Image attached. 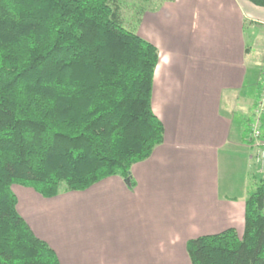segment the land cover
<instances>
[{"label":"crops","instance_id":"0c3cea01","mask_svg":"<svg viewBox=\"0 0 264 264\" xmlns=\"http://www.w3.org/2000/svg\"><path fill=\"white\" fill-rule=\"evenodd\" d=\"M137 34L158 51L151 108L162 142L127 176L83 190L44 197L11 185L17 212L60 264H180L189 239L242 233L256 170L243 123L262 83L264 7L169 0L143 11Z\"/></svg>","mask_w":264,"mask_h":264},{"label":"trees","instance_id":"16d2710c","mask_svg":"<svg viewBox=\"0 0 264 264\" xmlns=\"http://www.w3.org/2000/svg\"><path fill=\"white\" fill-rule=\"evenodd\" d=\"M157 61V48L122 25L115 0H0V264H60L17 212L11 185L44 197L83 190L127 176L162 142L151 108ZM186 252L190 264H264L257 165L241 235L191 238Z\"/></svg>","mask_w":264,"mask_h":264},{"label":"rangeland","instance_id":"374dc122","mask_svg":"<svg viewBox=\"0 0 264 264\" xmlns=\"http://www.w3.org/2000/svg\"><path fill=\"white\" fill-rule=\"evenodd\" d=\"M117 5L120 8V15L122 20V25L135 33H137V28L139 25L140 17L143 11L157 7L158 5H162L164 2H168L169 0H115ZM264 63L262 67V83L261 88L259 86L258 96L255 101L254 112L251 116V120L249 122V132L253 128H257L260 130L261 137V129L263 131L264 136ZM259 137V139H261ZM261 141V140H260ZM262 142V141H261ZM263 143V142H262ZM263 147V146H262ZM264 148V147H263ZM253 154V151H252ZM254 160V159H253ZM259 170L262 172L264 177V164L261 166L259 163H255ZM238 235H241L240 233ZM180 264H190L189 257H186L184 262Z\"/></svg>","mask_w":264,"mask_h":264},{"label":"built area","instance_id":"2783aa9c","mask_svg":"<svg viewBox=\"0 0 264 264\" xmlns=\"http://www.w3.org/2000/svg\"><path fill=\"white\" fill-rule=\"evenodd\" d=\"M264 89V83H263ZM260 130L253 128L247 135V142L253 151V159L255 163H259L261 166L264 164V144L260 141Z\"/></svg>","mask_w":264,"mask_h":264},{"label":"water","instance_id":"95a60500","mask_svg":"<svg viewBox=\"0 0 264 264\" xmlns=\"http://www.w3.org/2000/svg\"><path fill=\"white\" fill-rule=\"evenodd\" d=\"M126 181H128V179H126Z\"/></svg>","mask_w":264,"mask_h":264}]
</instances>
